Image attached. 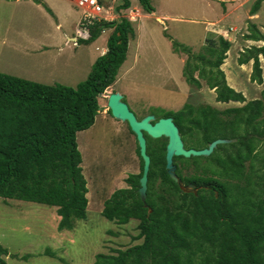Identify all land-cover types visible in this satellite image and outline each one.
<instances>
[{"label":"trees","instance_id":"1","mask_svg":"<svg viewBox=\"0 0 264 264\" xmlns=\"http://www.w3.org/2000/svg\"><path fill=\"white\" fill-rule=\"evenodd\" d=\"M109 1L99 0L104 5ZM134 1L117 0L119 18L94 21L88 25L87 37L79 38V43L89 44L112 30L107 51L76 86L46 84L0 71V197L57 207L59 229L74 228L88 214L89 189L77 134L94 124L102 108L101 95L116 82L127 59L129 41L136 35L127 17ZM138 1L146 12L155 11L150 0ZM263 4L264 0H255L250 15ZM248 28L247 39L264 41V31L256 22L250 20ZM207 40L199 54L174 44L176 50L188 53L183 69L186 80L195 89L205 81L215 89L219 102L244 104L221 110L186 102L182 109L162 116L174 118L184 141L200 138L198 148L219 137L234 140L214 150L211 167L186 178L177 167L185 184L202 186L185 191L166 168L168 138L146 134L151 157L148 206L138 191L144 168L138 145L140 171L128 175V186L115 190L102 211L119 224L138 220L139 233L133 238L142 241L115 248L113 253L100 252L94 264H264V89L259 98L247 100L227 82L221 67L232 42L221 35L217 41ZM260 55L264 44L247 48L239 63L253 60L252 81L262 83ZM185 159L175 156L174 162L178 165ZM8 252L0 243V264H7Z\"/></svg>","mask_w":264,"mask_h":264},{"label":"rangeland","instance_id":"2","mask_svg":"<svg viewBox=\"0 0 264 264\" xmlns=\"http://www.w3.org/2000/svg\"><path fill=\"white\" fill-rule=\"evenodd\" d=\"M41 1L0 0V71L46 84L76 86L86 79L99 55L106 52L112 30H105L92 43H79V38L89 34L84 28V9L74 0ZM150 3L156 14L166 16L165 22L143 10L138 0L134 1L127 15L136 35L129 41L127 59L116 82L101 95L102 108L94 124L77 134L89 189L87 217L78 219L72 229H59L57 207L0 197V243L9 250L4 256L7 264H94L100 252L113 253L115 248L126 249L142 241L133 238L139 233L138 220L119 224L102 214L105 201L115 190L128 186V175L140 170L138 140L128 122L110 113L109 95L114 91L120 93L140 119L147 114L162 116L166 111L180 110L186 102L221 110L244 104L217 101L215 89L209 88L205 81L201 89L192 88L183 73L188 53L176 50L175 43L199 54L208 37L217 41L221 33L231 32L227 35L236 42L221 66L227 82L242 90L247 100L261 96L264 82L252 81L253 61L239 63L241 50L252 45L242 34L248 35L252 20L248 14L254 0H150ZM110 5L111 0L106 9ZM138 8L140 16L136 14ZM261 12L256 21L264 28V8ZM105 13L119 18V13L113 10ZM58 22L62 27L57 28ZM66 32L79 37L77 45L68 40ZM261 57L264 79V56ZM185 141L186 146L196 148L201 139ZM213 161L212 154L188 157L178 161L179 173L186 178L204 166L215 165Z\"/></svg>","mask_w":264,"mask_h":264},{"label":"water","instance_id":"3","mask_svg":"<svg viewBox=\"0 0 264 264\" xmlns=\"http://www.w3.org/2000/svg\"><path fill=\"white\" fill-rule=\"evenodd\" d=\"M108 107L116 119L128 122L130 128L135 133L138 140L140 153L144 161L143 174L140 178V187L138 191L145 206H148L146 200L149 171L151 167V157L147 152L146 134L153 138H168L166 145V168L171 178L176 181L185 191H189L190 188L194 187L195 185L184 184L183 180L177 173V165L174 162V157L184 156L188 158L191 156H208L211 155L220 144L230 143L234 140L228 138H217L210 142L205 148H186L180 129L175 123L173 117H161L157 121L152 122V120L154 121L156 119V116L154 114H149L139 119L131 110L129 105L123 100V96L118 92H113L109 95Z\"/></svg>","mask_w":264,"mask_h":264},{"label":"built area","instance_id":"4","mask_svg":"<svg viewBox=\"0 0 264 264\" xmlns=\"http://www.w3.org/2000/svg\"><path fill=\"white\" fill-rule=\"evenodd\" d=\"M116 0H112L115 2ZM77 6L84 9V23H93L100 20H111L114 15L108 16L105 12L110 13L113 10V6H109L106 9L99 0H75ZM133 14L135 12L133 11ZM136 15V14H135Z\"/></svg>","mask_w":264,"mask_h":264},{"label":"clouds","instance_id":"5","mask_svg":"<svg viewBox=\"0 0 264 264\" xmlns=\"http://www.w3.org/2000/svg\"><path fill=\"white\" fill-rule=\"evenodd\" d=\"M75 1V0H74ZM117 1V0H116ZM116 1L115 2H112V0H111V2H112V5H110V6H113V11L115 12V3H116ZM255 1V0H254ZM76 4V3H75ZM102 4V3H101ZM77 5V4H76ZM104 7H105V5L104 4H102ZM264 5V4H263ZM106 8V7H105ZM251 10V9H250ZM132 11H134L135 12V10H132ZM155 12V11H154ZM153 13V12H152ZM136 14L138 15V16H140L141 15V11H140V9L138 8V13L136 12ZM127 17L129 18V15H127ZM117 19V18H116ZM105 20V19H104ZM112 20H115V19H111V20H108V21H112ZM129 20L131 21V19L129 18ZM160 20V19H159ZM160 21H162V22H165L164 20H160ZM132 22V21H131ZM85 24V29H86V31H88V25L89 24H91V23H84ZM85 32V31H84ZM83 32V33H84ZM250 33V31H249V28H248V31H247V34H249ZM222 35L221 36H223L225 39H228L229 41H231V38L228 36L229 35V31L227 32V34H223V33H221ZM227 35V36H226ZM245 38L244 39H247L246 38V35L245 34H242ZM79 38V37H78ZM78 38H76V40L74 41V44L75 45H77L78 44ZM247 40H251V39H247ZM251 41H253L254 43H252V45L250 46V47H252V46H262L263 44H264V41H262V40H260V41H254V40H251ZM232 42V41H231ZM257 43H263L262 45H257ZM250 47H246V48H250ZM106 49H107V47H106ZM107 51V50H106ZM242 51V53L243 52H245V50L243 49V50H241ZM229 52V51H228ZM104 54V53H103ZM102 55V54H101ZM100 56V55H99ZM261 56H264V55H260V57ZM262 58V57H261ZM251 61H253V60H251ZM254 62V61H253ZM109 88V87H108ZM238 91H241V90H238ZM115 92V91H114ZM243 92V91H242ZM244 93V92H243ZM104 94V93H103ZM102 94V95H103ZM109 108V107H108ZM110 110V109H109Z\"/></svg>","mask_w":264,"mask_h":264},{"label":"crops","instance_id":"6","mask_svg":"<svg viewBox=\"0 0 264 264\" xmlns=\"http://www.w3.org/2000/svg\"><path fill=\"white\" fill-rule=\"evenodd\" d=\"M264 8V5L262 6V8L258 11V13L257 14H255V15H250V14H248V17L250 18V19H252L254 22H256L257 23V21H256V19H258V18H260L261 16H262V9ZM152 14H156V11L155 12H153ZM156 17L158 18V19H162V20H164L165 21V17L166 16H164V15H160V14H156ZM258 24V26L262 29V30H264V28L259 24V23H257ZM59 27H62V23L61 22H58V25H57V28H59ZM231 33V32H230ZM230 33H229V35H230ZM66 34L68 35V40L69 41H75L76 40V38H77V36L76 35H72V34H70L69 32H66ZM230 38H232V37H230ZM231 41H232V43H234V42H236V41H234V40H232L231 39ZM245 41H248V42H251V44L252 43H254L253 41H251V40H247V39H245ZM66 43H67V41H66ZM68 45H70V44H68ZM73 45H75L74 43H73ZM233 45V44H232ZM232 48V47H231ZM224 70V69H223ZM226 73V72H225ZM242 91V90H241Z\"/></svg>","mask_w":264,"mask_h":264},{"label":"flooded vegetation","instance_id":"7","mask_svg":"<svg viewBox=\"0 0 264 264\" xmlns=\"http://www.w3.org/2000/svg\"><path fill=\"white\" fill-rule=\"evenodd\" d=\"M147 115H148V114H147ZM136 116H137V115H136ZM145 116H146V115H145ZM145 116H144V117H145ZM155 116H156V119H155L154 121L152 120V122H155V121H157L158 119H160L161 117H164V116H157V115H155ZM166 117H169V116H166ZM142 118H143V117H142ZM139 119H140V118H139ZM184 144H185V141H184ZM208 145H209V144H208ZM208 145H207V146H208ZM207 146H206V147H207ZM185 147H186V148H190V147H187L186 144H185ZM194 148H195V147H194ZM196 148H198V147H196ZM201 148H205V147H201ZM198 149H199V148H198ZM137 154H138V153H137ZM175 164H176V163H175ZM176 165H177V164H176ZM177 167H178V165H177ZM139 171H140V170H139ZM139 171H138V172H139ZM180 178H181V177H180ZM181 179H182V178H181ZM184 184H185V182H184ZM189 184H194V185H195L194 187L190 188L189 191H191V190L197 191L198 189H200V188L202 187V186H198V185H196L194 182H189V183H187V184H185V185H189ZM216 194L218 195L217 192H216Z\"/></svg>","mask_w":264,"mask_h":264}]
</instances>
